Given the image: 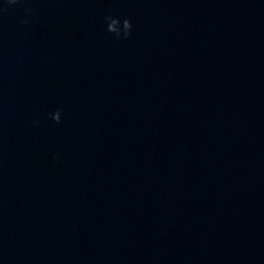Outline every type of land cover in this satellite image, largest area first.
I'll return each mask as SVG.
<instances>
[{"label":"clouds","instance_id":"obj_1","mask_svg":"<svg viewBox=\"0 0 264 264\" xmlns=\"http://www.w3.org/2000/svg\"><path fill=\"white\" fill-rule=\"evenodd\" d=\"M20 2L21 0H4V6L0 7V13H6L9 6L17 5ZM104 19L106 22V30L109 33H112L117 40L127 39L131 35L133 25L128 18H124L123 21H121L119 17L113 16L111 12H109ZM23 23L27 24L28 21L25 20ZM62 111L63 109H57L50 113V118L56 123H60L62 119ZM32 124L33 126L38 127L39 121L33 120Z\"/></svg>","mask_w":264,"mask_h":264}]
</instances>
